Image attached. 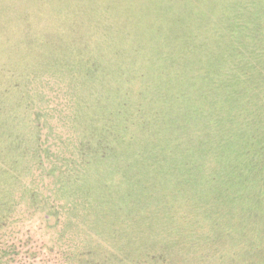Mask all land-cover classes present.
I'll return each instance as SVG.
<instances>
[{
  "label": "rangeland",
  "instance_id": "obj_1",
  "mask_svg": "<svg viewBox=\"0 0 264 264\" xmlns=\"http://www.w3.org/2000/svg\"><path fill=\"white\" fill-rule=\"evenodd\" d=\"M229 1L233 0H221L216 10L218 17L211 12L215 9L212 0H0V77L5 81L18 77L22 95L33 79L39 96L36 120L41 123L47 116L51 121L50 127L44 124L38 130L33 126L24 128L29 115L25 97L14 109L5 99L0 112V152L5 158L9 137L21 142L17 134L28 130L27 135H31L32 130L40 138L42 151L55 158V174L60 172L63 183L70 188L50 198L60 207L48 219L38 208L27 210L24 202L28 199L19 197L20 204L13 205L9 226L0 237L6 243L0 246V264H87L84 260L93 245L86 232L91 230L104 232L100 248L108 252V264H131L142 252L138 242L135 245L139 249L129 246L128 253L123 252L116 231V237H106L113 229L107 226L109 220L120 226L116 220L121 218L116 216L118 208L111 202L107 208L109 217L104 218L97 208L96 215L83 219L77 215L97 199L84 196V117L94 119L98 125L106 120L120 122L125 117L120 127L127 139L124 162L107 168L87 167L89 176L85 182L102 169L109 176L107 181L118 178L121 172L124 194L121 199H113L123 202L129 212L146 208L147 212L138 216L152 218L148 227L159 230L160 225L179 224L186 215L200 225L205 221L196 231L209 239L220 232L214 230L226 224L228 235L242 230L245 241L254 237L264 244V218L258 219L259 224L243 220L253 216L255 204L264 209V202L261 204L254 179L230 161L234 153L231 147L243 133L241 119L227 112H217L218 120L213 119L215 106L232 104L230 96L238 90L234 82L237 79L231 78L236 67L237 40L230 37L222 22ZM262 3L258 0L252 8L251 21L258 25ZM18 10H29V19L21 23ZM243 23L245 26V20ZM31 28L35 31L32 36ZM84 57L90 58L87 66L94 72L85 78ZM211 81L230 86L231 94L216 100ZM189 96L207 114L202 120L203 137H198L199 117L192 116L186 126H181V111L193 112L184 106ZM252 125H247L244 133ZM121 131L112 128L114 134ZM115 148L118 150L119 145ZM33 160L29 159V165L20 164L19 169L23 171L27 165L28 171L32 167L36 171L50 170L48 162L39 168L40 164ZM63 164L75 167L72 175L63 174ZM35 177L26 172L23 183ZM52 178L43 173L48 189H52ZM102 202L98 203L100 210ZM65 204L69 208L62 206ZM229 205L228 213L218 212L225 224L217 217L210 230L208 219L216 215L215 208ZM132 235L136 241L143 239ZM151 235L144 249L160 253L164 233ZM90 236L93 240L94 235ZM217 245L220 250L213 254L212 249L208 263L198 262L197 257L177 262L181 248H174L168 255L176 264H225L226 257L232 259L226 264H235L237 257L226 254V249H231L227 240L221 239ZM102 253L98 250L99 257ZM121 257L125 260L121 261Z\"/></svg>",
  "mask_w": 264,
  "mask_h": 264
},
{
  "label": "trees",
  "instance_id": "obj_2",
  "mask_svg": "<svg viewBox=\"0 0 264 264\" xmlns=\"http://www.w3.org/2000/svg\"><path fill=\"white\" fill-rule=\"evenodd\" d=\"M257 1L258 0L229 1L227 11H223L222 13L225 15L222 22L225 24L226 30H229L230 37L237 40L236 44L238 45V51L237 56L234 58V65L236 67L232 70L231 78L237 79L236 81H233L237 83L238 90L230 96L233 97L232 104H229L228 106L220 104L215 106L213 110V119L216 121L218 120L217 112L236 114L237 120L241 119L243 133L239 137V142L231 147L234 149V153L231 154L232 157H230V161L235 168L247 173L254 179V187L261 196L262 204L264 202V0H262L263 3L261 4L263 6L262 15L257 19L259 25L251 21L254 20V11L252 8L257 4ZM220 4L221 0H212L211 6L215 7V9L211 12L214 13V16L217 15L219 17L216 10H218L217 7H219ZM28 12L29 10H18V19H20L21 23L29 19ZM244 20L246 22L245 26L243 23ZM34 32L35 31L31 28L29 31L30 36H32ZM26 33L28 32L26 31ZM88 63H90V58L86 59L84 57V78L94 73L92 72V69L87 66ZM187 75L188 73L184 76L186 79L188 78ZM32 81L33 79L28 83L27 89L25 90L26 93L22 95L21 93L23 89L20 88V80L18 77H14L9 81H5L0 77V112H2L3 106L6 103L5 99H8L10 109H14L16 105L20 103V99L25 97V105L29 110V115L24 128H31V126H33L38 130L40 127L44 126V124L49 125L48 127H50L51 121L48 120L47 116L41 123H38L36 120L38 117V103L36 102L39 96L36 95L37 86ZM210 84L216 89V93L214 94L216 100L221 101L226 96V93L231 94L230 86H222L219 85V82L215 81H211ZM85 93L86 90L84 89V105L86 103ZM185 98L187 97L184 96L183 99ZM184 106L193 112L181 111V126H186L188 122L187 120L190 117H199L201 123L198 124L197 128H200L201 131L199 132L198 137H203L205 134L203 132L205 126L202 120L204 117H207V114L201 109L197 100L191 96H189V99ZM108 116V119H110L112 113L110 112ZM121 118L122 121L120 122L111 119L113 122L106 120L104 122H99L101 125H98L94 119L86 120L84 117V196H94L97 199L94 198V202L89 203V208L77 212L78 217L83 219L84 216L96 215L94 213L97 211L105 218V216H108V203L111 202L115 205L118 208L116 216L121 217L119 219L116 218L120 226L116 227L115 221L113 222V220H109L108 225L105 223V225L114 229H112V232L111 229H109L108 231L111 234L106 237H116V231L121 239V246L123 247L121 250L127 253L129 246L139 249V246H136L135 243L138 242L142 245V252L137 253L135 257L136 259L132 261L131 264H176L174 257L168 255L170 251L174 252V248H181L183 250V252L178 253L176 256L177 262L179 261V263L185 260V258L192 260L195 257H197L198 262L202 261L203 263H208L209 257L212 254V249L214 250L213 254L220 250V245L218 246L217 243L224 238L227 240L228 247H231L230 251L226 249L228 252L226 254L237 257L234 262L235 264H264V250L261 249H264V244H259L261 240L257 241L253 237L251 241H245L242 238V236L245 235L242 230L232 231L229 235L226 233L225 220L218 215V212L221 211L228 213L230 205L219 209V206L216 207V210L214 211V213L216 212V215L211 216V218L208 219L210 220V230L212 223H217V221H215L217 217L220 218L218 222L225 224L220 230L213 229L214 231L220 232L214 235L215 238L209 239V237H205L202 234H197L196 231V229H199L206 224L204 223L205 221L203 223L201 222L200 225L199 221L193 222L187 218L186 215L182 216L181 223L179 224L171 222L170 225H165L163 227L159 224V230H157L155 226L151 228L148 227V221H151L152 218L150 220L147 216L145 220L138 216L145 214L147 212L146 208H137L133 212H129L128 208L123 207V202H116L113 199H121V196L124 194L121 191V180H124V176L121 172H119L118 178L113 181H107L109 176H107L102 169L95 178L89 182H85L89 176L88 172L85 171L87 167L107 168L113 164H121L124 162V158H126L124 144L126 145L127 139L125 138L124 133H122L120 127L124 125L126 119L124 116ZM216 125L217 123L215 122L212 127L213 132H215ZM247 125H252V127L247 128L244 133V128ZM111 127L121 132L114 134L112 133ZM27 132L28 130H25L24 134H17L21 139V142L12 138L13 136L9 137L10 140L6 141L7 152L5 158L0 152V237L4 235L3 230L7 229L9 226L13 205L16 203L20 204L19 197L28 199V202H24L27 210L28 208H31L32 211H34L38 208L45 213V217L48 219L51 214L56 213L55 208L60 207L59 205H56L54 201H51L50 198L58 195L61 191H70V188L63 183L61 173L59 172L58 174H55V158L54 160L53 158L51 159L46 150L45 153L40 148L41 143L39 136L32 132V130L29 131L31 135H27ZM205 141V139L200 140V142ZM216 141L219 140L216 139ZM2 145L3 144H1V146ZM116 145H119L118 150L115 148ZM222 148L224 150L230 149L226 147ZM30 158L31 160L34 159L36 164H40L39 168L42 167L41 165L43 162H48L49 165H51L50 170L46 172L43 171V168L40 171H38V169L36 171V169L32 167L30 171H28L27 165H29L28 161ZM20 164H27L24 165L23 171L18 167ZM63 167V174L68 176L72 175V170H75V167L69 168L66 164H63ZM32 170L35 171V175ZM26 172H29L30 175L36 177L24 184L23 178ZM43 173H45V176H53L50 183L52 184V189H48L50 185L48 187L47 182L44 183ZM141 196L144 200L145 196ZM99 202H102L103 205L101 210L98 208ZM76 203L77 202H73L72 205L74 206ZM62 206L69 208V204ZM256 206L258 205L255 204L251 210L253 216L243 217L245 222H255L259 224L260 221L258 219L262 217L264 218V209L256 208ZM103 220L105 221V219L102 218V221ZM127 220H130L132 223L128 225ZM244 221L243 223H245ZM87 228L91 229L90 227ZM164 228L166 231H164ZM156 232L157 234H159V232L164 233L163 240L160 243V249L163 251L160 253L150 249H144L146 243L152 239V237H150L152 236L151 234ZM90 234L94 235L93 240ZM132 234L141 235L143 239L137 236V238L141 240L136 241V237ZM86 235L93 246L91 252L89 251V255L85 257L86 259L84 262L87 264H103L108 262V258H110L108 252H105V248H100V243H102V240L105 237L104 232H93L91 230L86 232ZM0 241L1 247L6 246V243L3 240L0 239ZM211 242H214V244ZM98 250L104 251L101 257L98 256ZM238 257H240V259ZM123 260H125V258L121 257V261ZM225 260L226 263L232 262L230 257H226Z\"/></svg>",
  "mask_w": 264,
  "mask_h": 264
}]
</instances>
